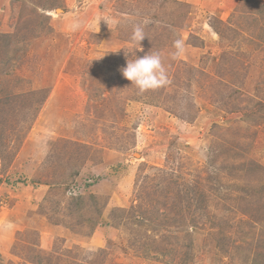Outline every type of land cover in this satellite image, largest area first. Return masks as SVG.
I'll return each mask as SVG.
<instances>
[{"label": "rangeland", "instance_id": "374dc122", "mask_svg": "<svg viewBox=\"0 0 264 264\" xmlns=\"http://www.w3.org/2000/svg\"><path fill=\"white\" fill-rule=\"evenodd\" d=\"M3 34L2 264H264V0H0Z\"/></svg>", "mask_w": 264, "mask_h": 264}, {"label": "clouds", "instance_id": "9594fccd", "mask_svg": "<svg viewBox=\"0 0 264 264\" xmlns=\"http://www.w3.org/2000/svg\"><path fill=\"white\" fill-rule=\"evenodd\" d=\"M146 37L144 27L137 24L133 28L130 43L133 46H140ZM172 47L174 51L171 53V58L178 59L184 54L186 46L183 39L177 38ZM120 72L141 94L163 88L170 83L167 69L159 52L149 51L143 57L128 59L126 67L120 69Z\"/></svg>", "mask_w": 264, "mask_h": 264}, {"label": "trees", "instance_id": "16d2710c", "mask_svg": "<svg viewBox=\"0 0 264 264\" xmlns=\"http://www.w3.org/2000/svg\"><path fill=\"white\" fill-rule=\"evenodd\" d=\"M12 38L13 37H12L11 34H3V35H0V39H4V41L5 40L10 41ZM75 198H72V199L75 200V201H77V203H78L79 206H81V205L84 204V199H83L82 196L75 197ZM90 198H91V201H92L91 203L93 204V206H96V207L99 206V204H98L99 199H97V197L92 196ZM133 211L134 212L136 211V207L131 208V210H129V209H115L113 213H114V215H116L117 213H121V214L124 215V217L127 218V217H129L131 215V213ZM101 215H102V209H100L99 214H97L96 217H101ZM90 220L91 219H89L88 221H90ZM91 222L94 225V227L92 229H95V224L93 223V221H91ZM0 264H2V263L0 262Z\"/></svg>", "mask_w": 264, "mask_h": 264}]
</instances>
